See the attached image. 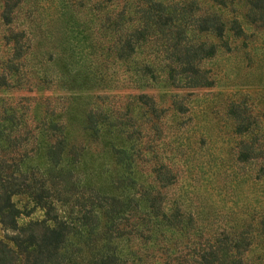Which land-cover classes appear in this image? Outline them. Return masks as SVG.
Segmentation results:
<instances>
[{"label": "trees", "instance_id": "obj_1", "mask_svg": "<svg viewBox=\"0 0 264 264\" xmlns=\"http://www.w3.org/2000/svg\"><path fill=\"white\" fill-rule=\"evenodd\" d=\"M243 23L264 29V0H0V89H140L154 83L169 90L208 87L212 78L202 61L228 49L222 40L226 33L243 37ZM171 96L166 107L158 108L150 95H132L134 105L154 118L162 111L185 109L176 93ZM50 103L46 96L38 103L34 96L22 95L0 110L1 119L14 128L8 141L15 149L8 159L0 157V264H79L81 248L88 250L87 264H264V207L215 226L199 221L194 214H204L206 220L212 212L197 192L193 199L178 194L166 204L161 189L186 176L177 173L172 157L150 166L151 184L144 186L139 181L140 147L133 144L127 151L110 147L122 154L115 193L97 187L80 202L75 199L76 213L62 215L59 206L69 198L66 191L52 190L53 182L47 185L31 173L6 169L18 168L34 148L33 138L20 144L21 138L47 119L45 154L53 165L64 161L70 166L90 146L99 124L106 135H113L110 140L118 138L121 144L141 127H132L134 121L122 111L127 116L121 124L114 117L119 112H112L118 107L107 103V113L100 106L84 109L81 131L70 133L60 119L67 107ZM247 158L240 152L235 161L243 164ZM132 166L140 169L133 171ZM199 177L190 179L198 183L203 180ZM20 195L24 204L15 198ZM187 199L188 205L199 204L186 211L182 205ZM36 209L40 218L18 223ZM79 226L86 230L84 237L73 233ZM174 233L186 235L190 247L185 244V252L175 245ZM118 243L127 245L123 250Z\"/></svg>", "mask_w": 264, "mask_h": 264}, {"label": "rangeland", "instance_id": "obj_2", "mask_svg": "<svg viewBox=\"0 0 264 264\" xmlns=\"http://www.w3.org/2000/svg\"><path fill=\"white\" fill-rule=\"evenodd\" d=\"M243 28L245 33L243 37L233 38L226 33L222 40L227 42L228 49H219L214 56L202 61V68L208 70L212 78V84L208 87L169 90L154 83L140 89L58 88L30 93L0 89V110L11 105L16 96L22 95L34 96L38 103L46 96L51 100V105L52 103L55 106L65 105L67 108L60 119L65 122V130L70 133L73 130L81 131L79 126L82 123L84 109L88 106H98V108L100 106L102 111L107 113L109 112L107 103H113L114 108L118 107V110L112 112H119L115 113L114 117L119 116L122 119L121 124L127 116L120 113L122 111L128 113L134 121L132 127H141L138 135L122 141L121 144L118 138L110 140L113 135H106L99 124L98 132L94 135L90 146L85 148V153L78 155L77 164L69 166L63 161L59 165H53L44 151L47 143L45 135L50 131L46 119L43 125L31 128V135L21 138L20 144L33 138L34 148L28 151L19 167H6V169L31 173L35 180L43 179L47 185H50V181L53 182L52 190L55 189L60 193L66 191L69 198L62 201L59 206L60 213L66 216L69 211L76 213L79 207L75 199L80 202L79 198H85L90 190L101 187L100 192L115 193L113 187L116 186L114 182L121 173L122 167L118 160L122 154L115 153L110 147L123 148L127 151L128 146L133 144L140 147L139 156L142 157V161L141 169L136 166L130 169L141 170L142 177L139 181L140 179L144 181V186L151 184L153 174L150 172V166L155 161L166 163L167 159L172 157L171 161L177 173L186 174L179 177L175 185L161 189L165 191L167 205L177 198L178 194L192 197L197 192L205 209L212 213L206 220L204 214L197 216L194 214V216L199 221L210 223L212 226L220 221L238 219L246 210L260 211L264 207V29L244 23ZM136 92L150 95L158 108L166 107L171 95L176 93L175 99L185 105V109L179 112L170 109L162 111L158 113L157 118H154L149 112L143 113L141 108L134 105L132 95ZM105 94L108 96L104 98ZM126 105L127 111H125ZM1 115L0 157L8 159L15 151L13 143L8 141L14 135V128L10 122L1 119ZM238 126L240 131L236 132L235 128ZM139 138L141 143L137 144ZM86 140L83 138V141ZM27 149H30L29 144ZM135 149L136 147H133V150ZM240 152L248 155L247 162L243 164L235 161ZM179 153L184 154L181 156L182 159ZM181 160L185 163V167H180ZM189 166L191 167L187 171L188 174L183 172ZM124 175H127V172ZM129 175L137 176L134 172ZM191 176L194 179L200 176L199 178L203 180L195 183L190 179ZM196 185L200 187L197 189ZM15 198L20 204L26 201L24 195ZM187 201H183L182 205L186 211L199 204L195 201L194 204L191 202L188 205L190 201ZM35 218H40V211L37 209L28 216H21L18 223ZM102 220L100 216L99 225ZM97 231L94 229V232ZM73 233L75 237L78 234L84 237L86 230L79 226L73 230ZM173 237L177 240L175 244L177 248L185 252L188 249H184L186 235L174 233ZM193 237L191 234L189 242ZM0 238H2L1 228ZM71 239L74 241V237ZM126 245L121 246L118 243V247H122L123 250ZM186 247H190V244H186ZM132 248L134 249L135 246ZM78 255L76 259L78 263L87 264L88 250L81 248Z\"/></svg>", "mask_w": 264, "mask_h": 264}]
</instances>
